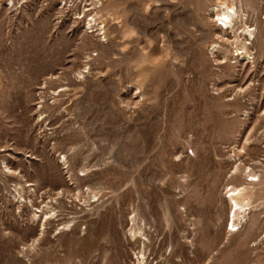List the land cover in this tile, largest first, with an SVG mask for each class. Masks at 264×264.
Segmentation results:
<instances>
[{
    "label": "rangeland",
    "instance_id": "obj_1",
    "mask_svg": "<svg viewBox=\"0 0 264 264\" xmlns=\"http://www.w3.org/2000/svg\"><path fill=\"white\" fill-rule=\"evenodd\" d=\"M0 264H264V0H0Z\"/></svg>",
    "mask_w": 264,
    "mask_h": 264
},
{
    "label": "bare ground",
    "instance_id": "obj_2",
    "mask_svg": "<svg viewBox=\"0 0 264 264\" xmlns=\"http://www.w3.org/2000/svg\"><path fill=\"white\" fill-rule=\"evenodd\" d=\"M230 22V21H229ZM233 193V192H232ZM234 195V194H233ZM147 236V235H146ZM142 255V254H141Z\"/></svg>",
    "mask_w": 264,
    "mask_h": 264
}]
</instances>
